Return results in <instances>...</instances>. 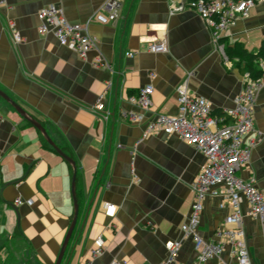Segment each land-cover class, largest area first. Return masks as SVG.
<instances>
[{
	"label": "crops",
	"instance_id": "crops-1",
	"mask_svg": "<svg viewBox=\"0 0 264 264\" xmlns=\"http://www.w3.org/2000/svg\"><path fill=\"white\" fill-rule=\"evenodd\" d=\"M102 1L0 0V88L75 160L78 215L60 264H107L113 258L161 264L169 243L182 236L180 226L193 199L191 183L205 157L176 135L144 134L145 126L155 114L177 112L175 88L190 71V94L204 97L213 112L233 106L247 71L238 48L256 52L264 41V3L226 30L223 51L214 46L196 11L170 13L168 0H120L114 22L88 24L98 52L84 58L50 32L37 31L42 6L55 4L68 21L83 25ZM8 19L23 37L18 44L9 34ZM158 41L167 51L149 52L147 47ZM225 49L237 53L229 57ZM98 54L103 64H94ZM146 84L153 86L152 105L133 122L130 113H143L126 97ZM100 96L109 112L106 120L93 108ZM252 111L256 143L249 164L237 175L264 192V89ZM71 175L70 164L0 98V264L16 261L18 252L23 254L18 261L55 263L73 215ZM16 198L22 202L15 204ZM106 203L113 205L112 214ZM241 208L251 264H264V222L247 215L245 203ZM230 212L221 195H208L199 216L200 236L214 241ZM97 236L104 250L91 259ZM222 262H233L229 244L219 256L199 263L192 239L182 238L177 264Z\"/></svg>",
	"mask_w": 264,
	"mask_h": 264
},
{
	"label": "built area",
	"instance_id": "built-area-1",
	"mask_svg": "<svg viewBox=\"0 0 264 264\" xmlns=\"http://www.w3.org/2000/svg\"><path fill=\"white\" fill-rule=\"evenodd\" d=\"M169 12L174 13L190 8L196 11L209 30L214 46L223 51L221 39L226 30L239 17L247 16L250 9L264 0H168ZM120 0H103L99 8L89 16L83 25L72 23L65 17L62 8L55 4L42 6L37 11L40 34L50 32L56 40L74 50L80 57L95 50L98 52L97 39L89 34L87 26L90 22H114L120 12ZM12 41L18 44L23 37L18 32L11 19L6 21ZM149 52H165L164 41L151 43ZM128 51L126 55L132 56ZM225 56V54H224ZM94 64H103L100 55L95 57ZM259 73L253 76L250 71L243 74L240 92L234 98L232 107L222 108V114H216L209 102L202 96L192 95L188 91L187 78L175 88L177 112L175 114L158 113L150 119L144 129V134L163 132L173 134L192 145L205 157L191 183L193 199L187 220L180 226L181 238L172 240L167 246V254L161 264H177V253L181 247L182 238L190 237L197 251L199 263L219 256L225 243L229 244L233 262L221 264H251L250 254L243 228V211L241 204L246 205V214L264 222V192L252 181L243 180L237 171L246 167L251 159L255 146L253 106L261 90L264 89V59L257 62ZM152 75V74H151ZM153 86L146 84L126 97V100L139 107L143 114H129L133 122L142 120L152 105ZM101 112V118L106 120L109 112L104 107L101 96L93 106ZM221 195L231 207L223 220V225L215 231L214 241H205L198 232L199 216L204 199L208 196ZM20 198L14 200L21 203ZM108 214H112L113 205L105 204ZM104 241L100 236L93 240L89 258L102 254ZM107 264H125L124 260L111 259Z\"/></svg>",
	"mask_w": 264,
	"mask_h": 264
},
{
	"label": "water",
	"instance_id": "water-1",
	"mask_svg": "<svg viewBox=\"0 0 264 264\" xmlns=\"http://www.w3.org/2000/svg\"><path fill=\"white\" fill-rule=\"evenodd\" d=\"M0 98H2L7 104H9L18 114L32 124L41 134L43 139L46 141V143L63 159H65L72 168V175H71V195H72V201H73V215L72 219L70 221V224L68 226V229L66 231V234L64 236V239L61 243L56 261L54 264H60L62 261V258L64 256L65 250L67 248L69 239L71 237V234L73 232L74 226L76 224L77 215H78V201L76 197V172L77 167L75 160L68 155L66 152H64L49 136L48 132L46 131V128L42 125V123L36 119L34 116H32L28 111H26L18 102H16L12 97H10L4 90L0 88Z\"/></svg>",
	"mask_w": 264,
	"mask_h": 264
},
{
	"label": "trees",
	"instance_id": "trees-1",
	"mask_svg": "<svg viewBox=\"0 0 264 264\" xmlns=\"http://www.w3.org/2000/svg\"><path fill=\"white\" fill-rule=\"evenodd\" d=\"M223 39V38H222ZM221 39V41H222ZM223 42V41H222ZM240 57L245 62V68L251 72L253 76H256L259 73V70L256 68V64L259 60L264 59V41L260 44L256 52H249L246 49H244L242 46L238 48ZM226 55L231 57L235 53V49H225ZM7 93V92H6ZM10 97H12L9 93H7ZM13 98V97H12ZM14 99V98H13ZM214 113L216 114H222L221 109H215ZM64 150V148H61ZM67 150V149H66ZM65 152V151H64Z\"/></svg>",
	"mask_w": 264,
	"mask_h": 264
},
{
	"label": "rangeland",
	"instance_id": "rangeland-1",
	"mask_svg": "<svg viewBox=\"0 0 264 264\" xmlns=\"http://www.w3.org/2000/svg\"><path fill=\"white\" fill-rule=\"evenodd\" d=\"M22 256H23V254H20V252H18L17 255L13 256L16 259V261L11 262V264H29V262L26 261L25 259L23 261H18V259L22 258ZM4 264H6V262ZM8 264H10V263H8Z\"/></svg>",
	"mask_w": 264,
	"mask_h": 264
}]
</instances>
